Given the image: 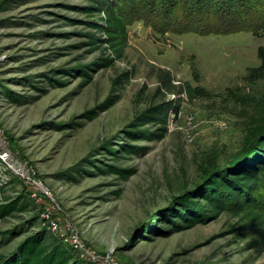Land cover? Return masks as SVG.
Instances as JSON below:
<instances>
[{"label":"rangeland","instance_id":"rangeland-1","mask_svg":"<svg viewBox=\"0 0 264 264\" xmlns=\"http://www.w3.org/2000/svg\"><path fill=\"white\" fill-rule=\"evenodd\" d=\"M88 5L0 0V132L20 168L4 170L0 203L22 202L0 218V255L45 229L48 245L77 236L86 251H72L91 264H264V226L233 206L192 226L178 216L210 213L192 189L264 119V79L245 78L264 32L204 35L127 18L121 57L97 69L110 51L89 44L103 36L85 23L98 19ZM159 104L164 123L140 124ZM129 169L126 179L113 172Z\"/></svg>","mask_w":264,"mask_h":264},{"label":"trees","instance_id":"trees-1","mask_svg":"<svg viewBox=\"0 0 264 264\" xmlns=\"http://www.w3.org/2000/svg\"><path fill=\"white\" fill-rule=\"evenodd\" d=\"M114 6L109 0H89L87 12L97 15L96 21L85 23L103 37L91 36L89 44H96L95 48L103 47L109 54L97 59V69L110 65L114 59L121 57L127 43L128 20L137 18L147 19L159 30L171 29L175 32H196L199 34H228L239 31H249L254 35L264 32V0H115ZM141 3V4H140ZM142 13L132 16V10L142 8ZM129 8V9H128ZM147 12V13H145ZM153 16V20H152ZM131 17V18H130ZM157 24L159 26H157ZM96 35V34H95ZM260 63L247 69L245 78L254 82L264 79V48H257ZM81 76L88 77L85 73ZM84 80V77H81ZM118 79H116V82ZM164 105L150 106L139 115L140 124H162L165 121ZM153 135L163 138L164 127L156 128ZM137 131L130 132L136 140ZM251 140L236 153L223 169L215 168L204 177L200 189H192V193L205 201L209 212L203 217L178 215L183 222L192 226L197 222L208 220L219 212L233 206L236 214L250 217L254 226H264V209L251 206L252 201L263 204L264 207V119H255L250 128ZM126 153L136 152L137 147L125 146ZM144 149V148H139ZM113 153V152H112ZM113 170L126 179L135 171L129 169ZM0 186V192L2 191ZM1 198V197H0ZM258 198V199H257ZM21 201L0 203V218L15 208H22ZM255 204V203H254ZM195 208V207H194ZM196 208H202L197 205ZM199 213V212H198ZM258 220L260 223L255 222ZM261 220V221H260ZM45 229H39L27 235L19 242L9 255H0V264H91L88 260L75 255L71 244L58 240V244L45 243ZM64 246H61L60 244Z\"/></svg>","mask_w":264,"mask_h":264},{"label":"built area","instance_id":"built-area-1","mask_svg":"<svg viewBox=\"0 0 264 264\" xmlns=\"http://www.w3.org/2000/svg\"><path fill=\"white\" fill-rule=\"evenodd\" d=\"M11 159H12V157H11V153L8 149V145L4 141L3 137L1 136V132H0V186H3L7 181V178H6L7 175L4 173V170L11 168L13 171L17 172L20 169L19 167H16L15 165L9 163V161ZM22 176L25 178H29L27 176H24L23 174H22ZM48 228L52 232L56 231L58 229V223L55 222L54 220H51V221H49ZM69 241H70V244L72 246H74L80 250H85L83 243L77 238V236L71 235Z\"/></svg>","mask_w":264,"mask_h":264}]
</instances>
